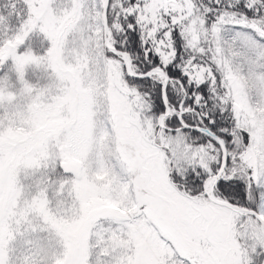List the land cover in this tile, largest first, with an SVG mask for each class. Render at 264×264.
<instances>
[{"label":"snow or ice","instance_id":"1","mask_svg":"<svg viewBox=\"0 0 264 264\" xmlns=\"http://www.w3.org/2000/svg\"><path fill=\"white\" fill-rule=\"evenodd\" d=\"M0 264H264V0H0Z\"/></svg>","mask_w":264,"mask_h":264}]
</instances>
